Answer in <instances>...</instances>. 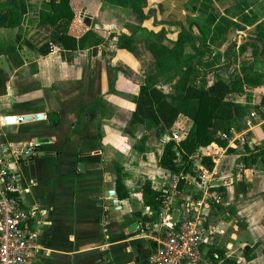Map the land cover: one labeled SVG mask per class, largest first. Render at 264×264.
<instances>
[{
	"label": "crops",
	"instance_id": "crops-1",
	"mask_svg": "<svg viewBox=\"0 0 264 264\" xmlns=\"http://www.w3.org/2000/svg\"><path fill=\"white\" fill-rule=\"evenodd\" d=\"M6 1L0 0V12ZM140 1L143 20L133 11L138 0H86L82 19L104 41L70 60L56 43L72 24L42 25L44 0H26L20 27L0 28V46L18 52L0 58L9 76L0 97V147L42 146L38 156L11 162L23 176L24 206L37 212L30 224L38 235L31 264H152L150 235L189 220V206L209 184L220 201L205 211L204 256L244 252L238 264H264V163L259 157L254 164L249 152L264 148V107L257 100L264 95V0ZM181 34L189 37L185 55L195 60L198 87L223 81L244 92L245 114L228 134L235 143L222 138L226 147L202 149L214 167L195 161V175L160 166L173 133L184 141L196 132L194 122L180 116L161 135L132 125L138 91L158 71L152 44L173 48ZM124 37L133 40L131 52L121 49ZM48 43H55L53 51L44 56L40 49ZM167 76L158 88L174 95L180 76ZM116 164L129 193L123 201ZM147 183L164 198L157 210L144 204ZM111 192L116 206L109 205ZM249 250L252 260L245 257Z\"/></svg>",
	"mask_w": 264,
	"mask_h": 264
},
{
	"label": "trees",
	"instance_id": "trees-1",
	"mask_svg": "<svg viewBox=\"0 0 264 264\" xmlns=\"http://www.w3.org/2000/svg\"><path fill=\"white\" fill-rule=\"evenodd\" d=\"M86 0H44L45 9L41 12V24L57 27L62 21H69L72 26L68 32L63 34L58 43L64 57L76 52H81L90 48H97L103 43V39L83 21V6ZM127 5V3H125ZM134 13L138 14L140 20L144 19L142 1L138 0L132 4ZM0 12V28L15 29L20 27L28 14L26 0H7ZM189 37L181 34L173 48L154 43L150 52L156 61L158 71L149 76L143 84L135 98L136 110L133 114L132 125H141L147 130H162L170 132L180 116H184L195 123L196 132L190 133L187 138L177 144L169 142L160 158V166L174 174L189 173L195 175V161L204 165L208 169L214 167L213 159L204 156L202 149L212 144H219L223 147L227 143L222 140V135L230 134L232 124L240 120L245 111L241 107L239 100L244 92L237 84L229 85L223 81H218L211 87H198L195 84L196 63L193 58L186 57L185 44ZM55 44V43H54ZM54 44H46L40 49L44 56L51 54ZM133 40L128 37L122 39L121 49L131 52ZM16 47L4 49L0 46V58L3 56L18 55ZM190 60L187 67H182L181 60ZM178 62V63H176ZM177 64L179 70H169L170 66ZM21 62L17 64L20 66ZM181 73L176 82L174 95H166L158 88L164 76ZM9 76L0 68V97L6 95ZM259 108L264 107V95H258ZM233 152V151H230ZM253 161L257 163L259 157L264 163V148L251 150ZM255 152H259L256 154ZM184 164L179 163V158ZM118 180L117 191L120 200H127L129 193L123 182L122 169L116 164ZM164 198L156 191L151 183L144 187V204L146 207L157 210L163 204ZM252 250L245 252L247 260H252ZM223 256L225 253L220 252ZM227 264H237L234 260H226Z\"/></svg>",
	"mask_w": 264,
	"mask_h": 264
},
{
	"label": "built area",
	"instance_id": "built-area-1",
	"mask_svg": "<svg viewBox=\"0 0 264 264\" xmlns=\"http://www.w3.org/2000/svg\"><path fill=\"white\" fill-rule=\"evenodd\" d=\"M255 115H253L254 117ZM233 145L235 141L230 135L222 137ZM173 141L180 143L178 134L173 133ZM42 151L39 143H28L19 149L0 147V264H31L37 256V233L30 226L37 219V212L27 210L20 197V185L23 176L11 167L12 159L19 163L24 153L35 157ZM215 181V178L213 177ZM30 186H37L31 181ZM178 181L173 187L177 189ZM215 186L206 185L205 195L189 206V220L174 226L162 227L163 230L150 238L155 242L151 253L152 264H202L204 261L203 235L206 222L205 211L219 203L217 193L211 190Z\"/></svg>",
	"mask_w": 264,
	"mask_h": 264
},
{
	"label": "rangeland",
	"instance_id": "rangeland-1",
	"mask_svg": "<svg viewBox=\"0 0 264 264\" xmlns=\"http://www.w3.org/2000/svg\"><path fill=\"white\" fill-rule=\"evenodd\" d=\"M180 62H181L180 65L184 68V67H187V65L191 61L184 59V60H181ZM176 63H178V62H176ZM169 70H175V71H177V70H179V66L177 64H175L174 66H170L169 67ZM178 75L181 76V73L179 72ZM167 77H169V76H167ZM154 133H157V131H154ZM158 135H161V134H158ZM210 253L211 252L209 251L208 256L207 257L206 256L204 257V261H203L204 263L203 264H227L226 263V260H228V259L229 260H234L238 264V262L242 261V259L244 258V252H240L238 254L236 253V254H232V255H230V253H228V252H224L225 254L223 256L221 254H219L218 255V258H216L214 256V254H210Z\"/></svg>",
	"mask_w": 264,
	"mask_h": 264
},
{
	"label": "water",
	"instance_id": "water-1",
	"mask_svg": "<svg viewBox=\"0 0 264 264\" xmlns=\"http://www.w3.org/2000/svg\"><path fill=\"white\" fill-rule=\"evenodd\" d=\"M30 155L31 154H27V153H24V155H21L19 158H20V160H21V157H30ZM108 197H110L111 199H113L110 203H109V205L110 206H116L118 203H119V201H118V199H117V193L116 192H111L109 195H108Z\"/></svg>",
	"mask_w": 264,
	"mask_h": 264
}]
</instances>
